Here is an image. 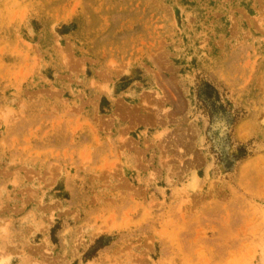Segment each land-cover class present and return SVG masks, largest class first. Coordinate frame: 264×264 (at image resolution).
<instances>
[{"label":"rangeland","instance_id":"1","mask_svg":"<svg viewBox=\"0 0 264 264\" xmlns=\"http://www.w3.org/2000/svg\"><path fill=\"white\" fill-rule=\"evenodd\" d=\"M0 264H264V0H0Z\"/></svg>","mask_w":264,"mask_h":264}]
</instances>
